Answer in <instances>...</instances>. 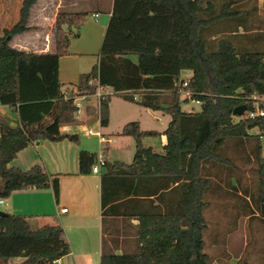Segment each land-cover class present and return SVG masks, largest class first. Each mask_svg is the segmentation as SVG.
Wrapping results in <instances>:
<instances>
[{
    "label": "trees",
    "instance_id": "trees-1",
    "mask_svg": "<svg viewBox=\"0 0 264 264\" xmlns=\"http://www.w3.org/2000/svg\"><path fill=\"white\" fill-rule=\"evenodd\" d=\"M35 3L23 0L18 22L0 38V105L16 109L18 117L14 127L0 121V200L28 188L51 189L57 200L58 175L40 165L22 170L9 164L34 142L79 144L77 135L59 131L75 122L77 106L61 91L58 62L69 53L70 30L87 13L56 14L52 54L10 48L12 37L29 29ZM185 71L191 75L182 79ZM98 87L169 116L161 153L142 145L157 132L128 122L120 135L134 141L131 164L101 160L102 220L122 217L137 225L131 253L106 251L102 238L100 264H210L204 234L212 202L226 201L233 224L239 218L264 222V15L256 0H112L97 63L78 89L94 94ZM108 100L99 104L102 127ZM188 100L199 102L198 111L183 110ZM238 106L245 112L233 117ZM255 110L263 116H246ZM248 173L255 176L253 189ZM68 253L58 223L33 229L25 216H0V264L16 258L51 264Z\"/></svg>",
    "mask_w": 264,
    "mask_h": 264
},
{
    "label": "crops",
    "instance_id": "crops-1",
    "mask_svg": "<svg viewBox=\"0 0 264 264\" xmlns=\"http://www.w3.org/2000/svg\"><path fill=\"white\" fill-rule=\"evenodd\" d=\"M23 0H0V38L5 30L12 28L19 20V10ZM98 0H36L35 5L30 9L27 31L12 37L9 46L18 51L30 52L35 54H52L55 52L54 44V22L56 14L60 11L67 12H85L89 14V24L95 29L105 31L110 17L112 0H105L104 6H100ZM258 14L264 15V0H258ZM36 6L37 12L33 13ZM263 12V13H262ZM97 15L96 18L93 16ZM65 29V27H64ZM241 32V29H239ZM70 38H78L80 43L85 40L80 39L77 30H70ZM104 35V34H103ZM85 44L81 49L69 51L68 55L59 58L58 78L62 83L61 91L66 98H72L77 106L75 122L73 124H64L60 126L59 131L63 135H76L84 129V123L90 122L93 127L100 129L89 135L97 137L101 144V159L108 163L120 162L129 165L132 162L135 145L127 139L131 137L119 135L121 128L128 122L119 123L118 140L108 139L112 134L106 133L110 124V116L106 126H100L99 122V104L100 100L94 94L85 93V89L79 90L78 86L82 84V76L87 74L97 63L98 52L90 58V53L85 49ZM86 50V51H84ZM89 57V60L87 58ZM191 75V72L185 71L182 75ZM90 83H96L95 80ZM105 94L108 99L115 95L110 88H97ZM96 89V90H97ZM109 92H106V91ZM139 95L134 99L138 100ZM109 103V100H108ZM7 109L8 112H6ZM149 110V109H147ZM152 111V110H150ZM159 112L162 115V111ZM9 113V114H8ZM108 113L110 108L108 105ZM168 122H169V116ZM0 117L3 120H9L8 126L17 125L16 109L0 105ZM166 122V126L167 123ZM140 127V126H139ZM166 128V127H165ZM144 131H155L158 134L159 147H154L144 143L145 140L153 137H147L142 140L144 147L151 148L156 153H161L166 145V137L162 134L165 129L158 132L154 129H142ZM256 134V130L251 131ZM99 134L106 141L100 142ZM261 141V138H260ZM134 143V141H133ZM126 147V159H113L112 151ZM130 156V157H128ZM89 151L82 143L74 144L64 139L58 142L42 140L31 143L24 150L20 151L9 166L27 170L33 165H40L49 175H58L59 195L55 200L51 189L36 190L32 188L14 191L11 195L3 199L2 205L5 206V213L12 215H21L28 218L33 229L44 225H53L58 223L63 231V237L69 246V253L51 264H100L101 240L106 239V251H111L115 255L122 253H131L135 250L136 225L135 219H126L122 217H106L102 220L100 194L101 177L106 169L100 167L97 172H92L90 162L87 159ZM66 209V212H61ZM245 227L248 228L244 242V250L247 246V239L251 242L250 251L259 252L264 256V244L255 248L252 244L253 237L264 238V222L253 220L249 222L244 218ZM262 229L259 230L258 228ZM261 231V233H259ZM246 235V236H247ZM243 250V251H244ZM21 258L11 259L7 264H20Z\"/></svg>",
    "mask_w": 264,
    "mask_h": 264
},
{
    "label": "rangeland",
    "instance_id": "rangeland-1",
    "mask_svg": "<svg viewBox=\"0 0 264 264\" xmlns=\"http://www.w3.org/2000/svg\"><path fill=\"white\" fill-rule=\"evenodd\" d=\"M104 6L105 0H98ZM258 0H256L257 3ZM36 6L33 8V13L36 14ZM263 13V12H262ZM263 15V14H261ZM89 14L84 18L81 25L75 29L80 35V39L85 40V43H80L78 38H70L68 52L73 50H80L81 46L85 44V49L89 51L90 58H92L98 51L101 45L104 31L95 29L93 31V26L89 24ZM71 30H74L72 28ZM84 50V51H86ZM89 60V57L87 58ZM187 78V75H182V79ZM106 92H109L108 90ZM181 97L185 98L186 93H182ZM109 108L110 113V124L106 129V133L112 134L108 139L118 140L119 135V123L124 122H138L142 129H154L161 132L165 129L166 122H168V117L162 115L159 112H153L147 110L136 102L126 101L121 95L115 94L109 98ZM183 110L193 109V111H198L199 106L194 103H190L188 100L186 104L182 106ZM7 111V109H4ZM9 114V113H8ZM0 121L7 124V120H3L0 117ZM84 129L80 130V133L76 135L79 138V142L87 147L89 151V157L87 158L90 162V169L96 168L97 170L101 167L99 163V157L101 156V144L98 143L97 137H91L86 134V130L90 129L93 133L99 132L100 129L93 127L90 122L84 123ZM134 146L133 140L127 139ZM146 144H150L154 147H159L158 137H153L144 141ZM261 155L264 157V136L261 137ZM126 147L122 146L121 151L115 149L112 151L113 159H119L127 161L125 155L127 150ZM130 157V156H128ZM247 183L251 189L255 185V176L252 173L247 174ZM226 202V201H225ZM223 200L219 202H212L211 205L205 211V218L207 220V231L204 234L205 241V253L210 258V264H264V256L262 258L261 253L250 251L251 242L247 239V246L244 250V242L246 238L249 237L247 234L248 228L245 227L244 218H239L236 220L235 224L232 223V217L230 214V208ZM5 203V201H4ZM4 205H0V212H4ZM5 213V212H4ZM235 225V226H234ZM259 230L262 228L259 227ZM261 233V231L259 232ZM247 235V236H246ZM259 236V235H257ZM253 237L252 244L255 248L261 247L264 244L260 237ZM244 250V251H243Z\"/></svg>",
    "mask_w": 264,
    "mask_h": 264
},
{
    "label": "built area",
    "instance_id": "built-area-1",
    "mask_svg": "<svg viewBox=\"0 0 264 264\" xmlns=\"http://www.w3.org/2000/svg\"><path fill=\"white\" fill-rule=\"evenodd\" d=\"M94 18H96L97 17V15H94L93 16ZM186 79V78H185ZM186 85V82L184 83V86ZM95 96L99 99V100H103L105 97H106V95L105 94H103V93H101V91H99V89H97L96 91H95ZM190 103H194L195 105H197V106H199V102L197 101V100H191L190 101ZM187 112H191V111H193V109L191 108V109H189V110H186ZM246 116L248 117V118H255V117H257V116H263V111H260V110H255V111H251V112H248L247 114H246ZM87 133L89 134V135H91V134H93V132L91 131V130H88L87 131ZM98 137H99V141L100 142H105L106 140L103 138V137H101L99 134H96ZM102 159H101V156L99 157V163H100V165H102V161H101ZM92 172H97V169L96 168H92ZM4 202H3V200H0V205H2ZM61 212L63 213V212H66V209H62L61 210ZM55 262V261H54Z\"/></svg>",
    "mask_w": 264,
    "mask_h": 264
},
{
    "label": "water",
    "instance_id": "water-1",
    "mask_svg": "<svg viewBox=\"0 0 264 264\" xmlns=\"http://www.w3.org/2000/svg\"><path fill=\"white\" fill-rule=\"evenodd\" d=\"M245 112V107L244 106H238L236 107L233 112H232V116L233 117H240L244 114ZM4 212H0V216L4 215Z\"/></svg>",
    "mask_w": 264,
    "mask_h": 264
}]
</instances>
